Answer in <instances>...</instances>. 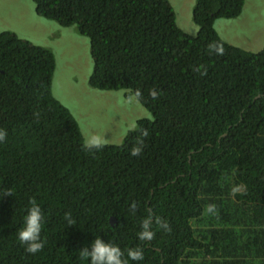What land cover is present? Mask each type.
I'll list each match as a JSON object with an SVG mask.
<instances>
[{"label":"trees","instance_id":"1","mask_svg":"<svg viewBox=\"0 0 264 264\" xmlns=\"http://www.w3.org/2000/svg\"><path fill=\"white\" fill-rule=\"evenodd\" d=\"M31 1L40 17L88 38L90 88L139 89L153 119L137 120L119 145L84 151L51 92L53 53L1 32L0 197L13 195L0 199V264H90L79 250L96 238L124 259L142 248L144 259L128 264H264V46L245 51L214 28L239 17L245 0H195V36L176 25L168 0ZM213 41L223 56L209 54ZM141 129L149 136L133 157ZM32 199L44 214L45 246L34 255L18 239ZM149 212L156 236L141 241Z\"/></svg>","mask_w":264,"mask_h":264},{"label":"rangeland","instance_id":"2","mask_svg":"<svg viewBox=\"0 0 264 264\" xmlns=\"http://www.w3.org/2000/svg\"><path fill=\"white\" fill-rule=\"evenodd\" d=\"M168 1L176 25L195 36L198 30L192 21L195 0ZM214 28L224 42L248 52H259L264 46V0H245L239 17L218 19ZM6 31L53 53L52 95L70 111L83 138L100 134L108 144L119 145L136 128L137 120L153 119L139 102L127 103L125 94L134 96L130 91H100L89 87L90 43L75 26L62 27L40 17L31 0H0V33Z\"/></svg>","mask_w":264,"mask_h":264},{"label":"clouds","instance_id":"3","mask_svg":"<svg viewBox=\"0 0 264 264\" xmlns=\"http://www.w3.org/2000/svg\"><path fill=\"white\" fill-rule=\"evenodd\" d=\"M209 54H215L223 56L225 54V48L223 43L213 41L208 44ZM200 71V69H196ZM201 75H207V68H204ZM141 90L137 89L134 96H128L127 103L132 104L135 100L137 103L142 98ZM149 95L153 100H158L160 93L156 89H150ZM149 136L147 129L140 130V138H138L136 145L130 150V155L137 157L142 155L143 149L145 147L144 138ZM7 137V132L4 129H0V143L4 142ZM108 144V140L105 136L100 134H89L84 138L82 149L86 152H94L103 150ZM237 191L234 189V192ZM11 190H5L4 196H12ZM31 207L27 210V215L25 216V226L19 231L18 239L22 245L25 246L26 252L29 254H37L44 249V241L41 239L42 232V222L44 219L43 211L39 204H37L35 199L29 202ZM209 207V210H211ZM135 212V205L132 209ZM65 219L68 220L69 225H74L75 221L72 220L71 214L66 213ZM157 225L166 232H171V227L169 223L160 217L156 218ZM142 230L138 233V238L141 241H152L155 239L156 233L152 230V213L149 212L147 218H145L141 223ZM80 251L81 259L90 260V264H128V260L132 261H142L144 259V251L142 248H131L127 250L128 259H124V252L121 248L112 243L104 242L101 238H96L91 245V250L88 247L82 248Z\"/></svg>","mask_w":264,"mask_h":264}]
</instances>
